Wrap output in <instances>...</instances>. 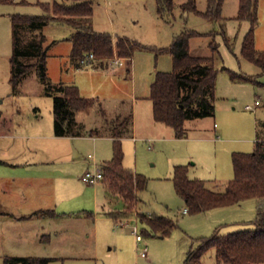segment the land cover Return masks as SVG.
<instances>
[{
    "label": "rangeland",
    "instance_id": "374dc122",
    "mask_svg": "<svg viewBox=\"0 0 264 264\" xmlns=\"http://www.w3.org/2000/svg\"><path fill=\"white\" fill-rule=\"evenodd\" d=\"M53 1L0 2V124L12 130L30 128L36 113L45 120H53L54 100L53 95L47 92L49 84H75L82 94L99 95L106 104L113 103L112 98L116 94H122L126 97L122 103L125 111L134 113L136 135L139 137L137 141L132 138L122 140L124 165L148 178L147 188L140 193L143 211L166 216L175 226L170 233L161 236L136 214H131L117 223L113 219L96 220L95 223L86 220L78 223L80 228L74 229L73 225V229L65 230L63 237L56 238L51 237L50 232L42 237L45 232L37 234L36 225L30 223V227L5 228V219H1L0 264H4L6 256L49 257L52 258L49 264H184L190 248L198 245V238L211 235L217 227L221 233L253 228L252 220L257 215L259 198L251 197L238 204L193 214L184 212L186 202L177 192L173 180L175 166L186 165L190 178L202 179L209 186L218 187L235 176L233 153L253 151L255 140L264 137V72L242 54L244 37L252 26L250 20L237 18L240 0H224L221 17L218 18L200 13L207 11L208 0H195L199 13L184 9L189 0H173L174 7L163 12H159L156 0H111L110 3L97 0L95 4L94 28L108 31L114 38L117 34V37L129 36L148 46L163 48L171 45L174 37L183 30L199 33L191 37L190 48L196 55L214 57L218 69L215 110L209 116L188 119L187 138L173 137V127L156 122L152 102L143 98L150 93L156 71L172 69L173 60L169 52L157 54L150 49H136L130 74L125 63L112 68L111 58L104 60L109 69L101 65L96 68L98 59L91 66L77 68L70 53V37L74 29L62 22L53 21L44 25L41 31H34L38 37L44 34L45 44L50 45L48 81L33 71L14 90L11 57L17 33L12 15L46 14L41 3ZM258 18L256 47L264 50V0L259 1ZM32 34V31H25L24 40L30 39ZM212 44L217 45V50L212 48ZM115 55H118L116 51ZM232 73L253 80L233 78ZM133 88L141 97L137 101L130 98ZM257 99L260 104H256ZM248 104L253 108H247ZM109 107L113 110L112 105ZM88 110L90 118H96L91 108ZM4 119L10 124L5 125ZM99 140L96 146L90 141L81 146L78 163L90 162L87 158L89 153L96 154L95 168L109 159L106 157L108 151L112 152V141L107 138ZM82 169L78 166L75 174L78 175ZM95 185H91L89 190ZM118 207L120 205L114 208ZM134 227L143 235L142 242L137 240ZM145 245L148 247L147 256H142L141 250ZM204 261L207 264H230L218 262L214 249L204 255Z\"/></svg>",
    "mask_w": 264,
    "mask_h": 264
},
{
    "label": "trees",
    "instance_id": "16d2710c",
    "mask_svg": "<svg viewBox=\"0 0 264 264\" xmlns=\"http://www.w3.org/2000/svg\"><path fill=\"white\" fill-rule=\"evenodd\" d=\"M159 12L174 7L173 0H156ZM260 0H240L238 19H248L251 29L245 35L242 54L256 63L264 72V50L256 47L255 27L258 24V5ZM12 3L13 0H0ZM97 0H61L41 3L47 11L43 15L13 14L12 22L17 35L11 57V80L14 90L19 83L33 71L42 80L48 81V52L50 45L45 44L41 31L47 23L57 21L70 25L74 31L71 58L77 67L88 53L104 61L114 56L125 57L132 61L138 48L150 49L156 53L169 52L173 67L169 71L157 70L150 86L149 98L153 103V116L156 121L173 127L176 137H187L186 121L191 118L209 116L214 113L215 89L218 69L213 56L192 53L190 39L199 34L194 30H183L174 37L168 47L148 46L129 36H119L114 40L108 31H100L93 26V15ZM224 0H208L206 12L197 10L196 1L189 0L184 9H191L206 16L221 17ZM32 31V37L24 40V32ZM35 33V34H34ZM217 50V45L212 44ZM23 59H33L25 61ZM103 63V62H101ZM233 78H253L232 73ZM256 82H258L256 80ZM261 83V82H260ZM47 92L53 95L54 130L56 135H77L82 132L76 120V112L84 108L87 100L75 84H49ZM126 119V118H125ZM114 119L111 123L113 133V156L100 167L103 182L113 201L120 208H111L108 214L115 220L131 214L147 223L153 232L165 236L175 226L172 219L163 215H151L138 209L140 193L147 188L148 178L124 165V150L121 139V126L128 119ZM98 133V130H91ZM235 176L219 185L209 186L205 180L190 178L186 165H176L174 183L177 192L184 198L188 212L196 214L209 209L241 203L251 197L259 198L257 215L252 220L253 228L239 229L221 233L219 228L209 236L198 238V245L192 246L184 264H207L204 255L216 251L219 262L230 264H256L264 262V137H260L253 151L233 153ZM118 205V204H117ZM53 213V212H47ZM52 258L37 256H6L4 264H49Z\"/></svg>",
    "mask_w": 264,
    "mask_h": 264
},
{
    "label": "crops",
    "instance_id": "0c3cea01",
    "mask_svg": "<svg viewBox=\"0 0 264 264\" xmlns=\"http://www.w3.org/2000/svg\"><path fill=\"white\" fill-rule=\"evenodd\" d=\"M110 1L105 0L106 3ZM117 36L118 34L114 38L115 41ZM133 59L134 55L131 62L124 57L125 65H123L126 66L128 74L132 72L130 65H133ZM98 61L96 68L101 65L109 69V65H106L104 61L100 59ZM134 89L130 98L137 101L141 97L136 95ZM81 95L86 98L87 104L76 112V120L82 130L77 135H56L54 119L45 120L40 113H36L34 121L32 120L33 126L30 128L12 130L0 124V164L2 165L0 168V220L5 219V221L2 220L3 227H30V223L36 225L37 234L45 232L42 237L47 235L46 232H50L51 237L58 238L64 236L65 230L73 229V225L74 229L80 228L78 223L86 220L95 223L96 220L113 219L117 223L108 211L120 203L113 201L115 199L112 198L103 179L89 182L83 179L85 172H82L86 165H88L87 170L95 169L96 154L89 153L87 158L90 162L81 164L78 163L80 156L78 153L84 143L90 141L96 146L100 138L109 139L113 145L111 123L114 119H128L121 126V139L132 138L137 141L139 137L136 135L138 131L135 128L134 113L125 111L122 103L126 101V97L122 94H116L111 104H106V100L99 95L88 96L82 93ZM149 95L150 93L143 98L151 101ZM109 105H112L113 110ZM90 108L96 118H90L88 114ZM4 122L5 125L10 124L5 119ZM91 130H98V133H91ZM172 135L176 137L175 132ZM107 154L106 158L111 159L113 149ZM104 162L106 160L102 164ZM78 166L83 169L76 175L74 171ZM94 184L96 185L92 187L93 189L89 190ZM99 185H102V188ZM141 205H143V199L140 194L138 209L143 211ZM185 210L184 212H188ZM86 235L90 237L89 232Z\"/></svg>",
    "mask_w": 264,
    "mask_h": 264
},
{
    "label": "built area",
    "instance_id": "2783aa9c",
    "mask_svg": "<svg viewBox=\"0 0 264 264\" xmlns=\"http://www.w3.org/2000/svg\"><path fill=\"white\" fill-rule=\"evenodd\" d=\"M96 59V56L94 55V53H88L85 55L84 58H82L80 60V65L81 67H85V66H89V65H92L93 62L95 61ZM111 65L112 66H119V65H123L124 64V57H121V56H118V55H115L113 57H111ZM260 100L257 99L256 100V104H260ZM247 108H253V105L252 104H248L246 106ZM103 178V171L102 169L100 168V166H98V168H95L93 170H87L84 175H83V179L87 182L89 181H98L100 179ZM185 211H188V208H186ZM134 232L136 233V238L139 242H142L143 241V235L139 232L138 228L137 227H134ZM147 250H148V247L147 245H145L143 247V249L141 250V255L142 256H146L147 255Z\"/></svg>",
    "mask_w": 264,
    "mask_h": 264
}]
</instances>
